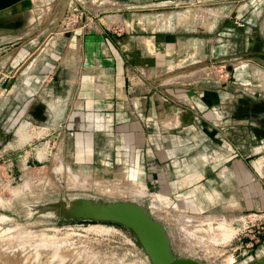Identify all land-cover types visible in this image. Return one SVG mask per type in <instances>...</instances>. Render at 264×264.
<instances>
[{
	"label": "rangeland",
	"instance_id": "obj_1",
	"mask_svg": "<svg viewBox=\"0 0 264 264\" xmlns=\"http://www.w3.org/2000/svg\"><path fill=\"white\" fill-rule=\"evenodd\" d=\"M120 2L153 57L123 98L83 47L107 0L0 7V264L158 263L88 200L142 207L164 264H264V0Z\"/></svg>",
	"mask_w": 264,
	"mask_h": 264
},
{
	"label": "crops",
	"instance_id": "obj_2",
	"mask_svg": "<svg viewBox=\"0 0 264 264\" xmlns=\"http://www.w3.org/2000/svg\"><path fill=\"white\" fill-rule=\"evenodd\" d=\"M118 1L107 0V3H111L109 5V15L95 19L92 24L93 35L87 37L86 44L83 45V47L87 49L88 56L92 58V60L104 63V66H107L106 71L108 70L109 78L112 82H116L119 85L121 90L119 95L123 98L124 95L127 96L128 84L132 83L129 73L132 72V70H138L139 68L147 69V67H153V65L148 64L153 61V57L146 56L142 50L140 51L141 55L139 57L132 55L133 50L135 49L133 38L131 36H123V33L119 31L124 25L123 20L131 14L121 12L118 7H112L115 3L121 5V0ZM126 1L129 2H124L125 5L129 6L131 5V2L142 3L150 0ZM14 2H20V0H0V7ZM145 84V80L137 81L134 86L136 94L142 102L141 112L144 115L151 113L155 114L162 110V106L155 104V102L150 99L153 98V96L148 94L150 90H148ZM123 90L124 94L122 93ZM98 111L102 110L100 109ZM136 124L139 123L134 124V126L137 127Z\"/></svg>",
	"mask_w": 264,
	"mask_h": 264
},
{
	"label": "bare ground",
	"instance_id": "obj_3",
	"mask_svg": "<svg viewBox=\"0 0 264 264\" xmlns=\"http://www.w3.org/2000/svg\"><path fill=\"white\" fill-rule=\"evenodd\" d=\"M203 74H205V73H203ZM95 185H98V184H95ZM104 185H103V187H104ZM113 188H111V189H113ZM131 189H130V191H131ZM115 191H117V190H115ZM118 191L120 192V190H118ZM122 192H124V191L122 190ZM135 192L137 193V191H135ZM114 194H116V193L114 192ZM122 194H124V193H122ZM72 213H73V211H72ZM74 213H77V214H80V215H85V217L90 216V217H95V218H99V219H103V218L113 219V218H115V219H118L120 221L125 222L128 226H133L136 229L137 234L141 237V239L145 243V247L149 251H151V256L155 257V258L152 257L153 260H155V261L158 260L156 262H158L159 264H161V263L164 264L163 262H166L165 261L166 259H164L166 255H162L163 252H161V254L159 255L160 251L165 250V252H166V250H167L166 249L167 245H166V242H165V241H167V238H166L165 241L163 239H161V238H163L166 235L163 233L164 236H162L161 227L157 224V222H154L150 218V216L147 214V212L142 207H140L138 205H135V204H129V203H121V202H115V203H110V202L109 203H102V202H99V203H94V202L88 200V201L83 202L81 205L79 204V206L75 208ZM155 235H160L161 238L158 239V241L161 239L160 242L157 243L156 240L153 241V239H157ZM152 241L156 242V243H152ZM166 253L169 256V254H168L169 252H166ZM60 255H62V254L60 253ZM77 255L78 254H76V256ZM161 255L164 256L162 259H160ZM168 256H166V258ZM77 257H75V258H77ZM64 259H66V257ZM161 260H163V261H161ZM159 261H161V263Z\"/></svg>",
	"mask_w": 264,
	"mask_h": 264
},
{
	"label": "water",
	"instance_id": "obj_4",
	"mask_svg": "<svg viewBox=\"0 0 264 264\" xmlns=\"http://www.w3.org/2000/svg\"><path fill=\"white\" fill-rule=\"evenodd\" d=\"M75 214H77V213H75ZM77 215H79V216H85V215H80V214H77ZM88 217H90V216H88ZM93 219H96V220H99V218H95V217H92ZM101 220H111L110 218H103V219H101ZM127 225V224H126ZM128 226V225H127ZM130 228H132L134 231H135V233L137 234V231H136V229L133 227V226H129ZM137 237H138V239L141 241V243L143 244V245H145V243L143 242V240L141 239V237L137 234Z\"/></svg>",
	"mask_w": 264,
	"mask_h": 264
}]
</instances>
